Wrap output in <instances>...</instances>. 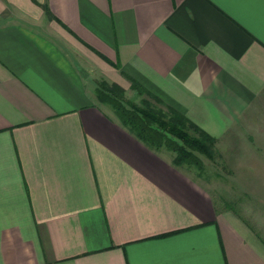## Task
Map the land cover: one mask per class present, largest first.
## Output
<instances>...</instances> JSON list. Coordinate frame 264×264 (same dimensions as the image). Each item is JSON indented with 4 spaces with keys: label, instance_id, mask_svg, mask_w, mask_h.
<instances>
[{
    "label": "crops",
    "instance_id": "crops-1",
    "mask_svg": "<svg viewBox=\"0 0 264 264\" xmlns=\"http://www.w3.org/2000/svg\"><path fill=\"white\" fill-rule=\"evenodd\" d=\"M131 79L229 154L235 207L99 101ZM0 264H264V0H0Z\"/></svg>",
    "mask_w": 264,
    "mask_h": 264
},
{
    "label": "trees",
    "instance_id": "trees-1",
    "mask_svg": "<svg viewBox=\"0 0 264 264\" xmlns=\"http://www.w3.org/2000/svg\"><path fill=\"white\" fill-rule=\"evenodd\" d=\"M130 83V91L140 97L139 104L127 100L123 89L116 84L102 81L95 91L99 101L114 112L124 129L151 150L165 149L172 154L174 166L202 170V155L213 160L215 139L212 136L135 80L131 79Z\"/></svg>",
    "mask_w": 264,
    "mask_h": 264
},
{
    "label": "rangeland",
    "instance_id": "rangeland-1",
    "mask_svg": "<svg viewBox=\"0 0 264 264\" xmlns=\"http://www.w3.org/2000/svg\"><path fill=\"white\" fill-rule=\"evenodd\" d=\"M124 96L127 100L133 101L134 103L139 104V102H140V97L137 95V93L134 91H130L129 89H126L124 91ZM106 107H108V106H106ZM213 152H214L213 160H209V159L205 158L203 155L201 156V159L203 161V169L202 170H198L195 167H187V168L192 173H201L200 175L209 178V181L210 180L212 181L211 177H213L215 175V172L220 173L223 170V175H224L223 177H225L226 180L223 181V184L220 186V189L218 190V192L216 191V197L222 198L221 203H223V207L224 206L227 208L235 207L236 203L230 199L231 192L234 193L236 191H240L241 193H245L246 186L233 183L229 180V178L227 176H225L226 175L225 173H227L229 171L230 165H231V164H229V160H228L229 154L228 153H225V154L220 153V152L216 151L215 147H214ZM226 156H227V158H226ZM210 188H211L210 190H212L213 186H211ZM219 194H220V196H219Z\"/></svg>",
    "mask_w": 264,
    "mask_h": 264
}]
</instances>
